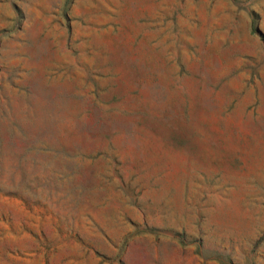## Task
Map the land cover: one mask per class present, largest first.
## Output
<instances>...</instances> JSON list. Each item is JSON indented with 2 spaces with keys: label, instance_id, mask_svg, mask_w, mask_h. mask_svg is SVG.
Here are the masks:
<instances>
[{
  "label": "rangeland",
  "instance_id": "obj_1",
  "mask_svg": "<svg viewBox=\"0 0 264 264\" xmlns=\"http://www.w3.org/2000/svg\"><path fill=\"white\" fill-rule=\"evenodd\" d=\"M0 264H264V0H0Z\"/></svg>",
  "mask_w": 264,
  "mask_h": 264
}]
</instances>
